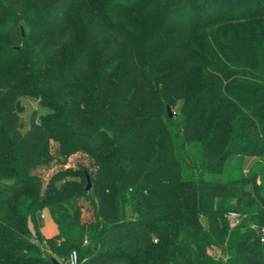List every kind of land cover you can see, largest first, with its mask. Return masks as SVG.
<instances>
[{
  "label": "trees",
  "instance_id": "16d2710c",
  "mask_svg": "<svg viewBox=\"0 0 264 264\" xmlns=\"http://www.w3.org/2000/svg\"><path fill=\"white\" fill-rule=\"evenodd\" d=\"M87 2L0 0V264H264V0Z\"/></svg>",
  "mask_w": 264,
  "mask_h": 264
},
{
  "label": "rangeland",
  "instance_id": "374dc122",
  "mask_svg": "<svg viewBox=\"0 0 264 264\" xmlns=\"http://www.w3.org/2000/svg\"><path fill=\"white\" fill-rule=\"evenodd\" d=\"M102 0H88V2L85 4V6H82L83 8V14L80 11L76 10V14L74 15V19L77 21L78 24L82 23L83 20V16L86 13H95V8L96 6L101 2ZM189 82H192V80L190 79ZM20 105L24 107V110L20 113L21 118L23 120V126L24 125H28V119L30 117V114L36 110L38 111V113L40 115L42 114H48L50 112V109L41 105L38 100H34L31 97H23L20 99ZM181 105V102H178L176 105L172 106L170 108V111L172 113V115H174L178 110L179 107ZM25 126V127H26ZM56 142L52 141L51 142V152L54 151L55 147H56ZM259 159L257 157H246L244 159V164H243V169L244 171H248L254 164L256 161H258ZM78 164H82L85 166H89L90 165V161L89 159L82 153H76L73 154L71 156L68 157V160L66 162V164H57V163H52L50 167L48 168H40L38 170V173H40L41 175H43L46 179L49 178L54 172H56L57 170L64 168V167H76ZM81 204L84 207V219L88 220L90 219V215H91V210L88 207V203L86 200H84L83 198L80 200ZM244 216H240V220H242ZM241 222V221H240ZM40 230L42 232V234L44 235L45 238H49L52 237L56 234L57 229L56 226L52 220V218L50 217L49 214H47L46 212H44V218L41 219V227ZM213 251V255L215 257H220L221 256V251L219 248L217 247H213L212 248ZM68 259V257H67ZM67 259H66V263L67 264ZM78 264H80L78 262Z\"/></svg>",
  "mask_w": 264,
  "mask_h": 264
},
{
  "label": "built area",
  "instance_id": "2783aa9c",
  "mask_svg": "<svg viewBox=\"0 0 264 264\" xmlns=\"http://www.w3.org/2000/svg\"><path fill=\"white\" fill-rule=\"evenodd\" d=\"M228 216H229V221L232 225H238L240 223V216H242L240 213L238 212H229L228 213ZM44 218V214L42 213L40 215V219ZM251 228H256V225L255 224H251ZM259 235H260V240L262 242H264V225L261 226L259 228ZM47 252H50L49 248L46 247L45 248ZM78 256H77V253L75 251H72L70 253V255L68 256V259H67V264H78ZM66 263V261L64 262V264Z\"/></svg>",
  "mask_w": 264,
  "mask_h": 264
},
{
  "label": "water",
  "instance_id": "95a60500",
  "mask_svg": "<svg viewBox=\"0 0 264 264\" xmlns=\"http://www.w3.org/2000/svg\"><path fill=\"white\" fill-rule=\"evenodd\" d=\"M22 33H23V30H22ZM15 107H16V111H17L18 113H21V112L24 110V107L20 105V100H17V101H16V103H15ZM167 112H168V115H169V116H172V113H171L169 107H167ZM90 187H91V183H90V181L87 179V185H86L85 188L88 190V189H90ZM51 260H52V262H53L54 264H58V260L55 259L54 257H52Z\"/></svg>",
  "mask_w": 264,
  "mask_h": 264
}]
</instances>
